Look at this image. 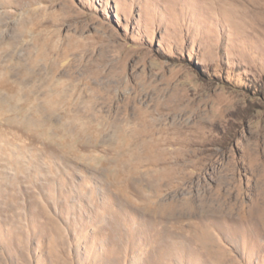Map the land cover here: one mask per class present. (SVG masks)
Here are the masks:
<instances>
[{
  "label": "rangeland",
  "instance_id": "obj_1",
  "mask_svg": "<svg viewBox=\"0 0 264 264\" xmlns=\"http://www.w3.org/2000/svg\"><path fill=\"white\" fill-rule=\"evenodd\" d=\"M259 11L0 0V264H264Z\"/></svg>",
  "mask_w": 264,
  "mask_h": 264
},
{
  "label": "bare ground",
  "instance_id": "obj_2",
  "mask_svg": "<svg viewBox=\"0 0 264 264\" xmlns=\"http://www.w3.org/2000/svg\"><path fill=\"white\" fill-rule=\"evenodd\" d=\"M243 2L244 3H246V5H248V6H250L251 7V9H252V13L254 14V13H256V11H259V8L260 7H262L263 8V6H264V0H260V3L259 4H257V5H251L249 2H248V0H243ZM263 10V9H262ZM261 11V10H260ZM259 11V12H260ZM263 13H264V11H263ZM262 13V14H263ZM257 14V13H256ZM260 15V14H259ZM263 16V15H262ZM264 17V16H263Z\"/></svg>",
  "mask_w": 264,
  "mask_h": 264
}]
</instances>
